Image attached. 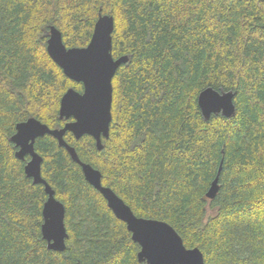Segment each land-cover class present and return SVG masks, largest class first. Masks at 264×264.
<instances>
[{"label":"trees","instance_id":"trees-1","mask_svg":"<svg viewBox=\"0 0 264 264\" xmlns=\"http://www.w3.org/2000/svg\"><path fill=\"white\" fill-rule=\"evenodd\" d=\"M99 13L113 17L112 56L128 57L112 78L109 136L101 150L86 134L64 140L136 216L170 224L206 264H264V0H0V264H145L125 223L45 134L34 150L68 231L63 251L47 249V195L10 140L29 117L64 125L60 99L83 86L48 55L49 27L84 47ZM207 86L234 92L232 117L203 119Z\"/></svg>","mask_w":264,"mask_h":264},{"label":"water","instance_id":"water-1","mask_svg":"<svg viewBox=\"0 0 264 264\" xmlns=\"http://www.w3.org/2000/svg\"><path fill=\"white\" fill-rule=\"evenodd\" d=\"M114 21L111 15L98 14L89 43L84 47H66L61 32L50 26L46 51L63 74L70 80L81 83L82 91L68 88L59 103L58 116L65 119L63 126L50 128L34 117L15 125L10 140L17 148L14 155L20 160L28 156L24 173L34 184H42L47 197L43 203L41 235L46 247L52 251H63L68 237L65 225V207L55 197V192L41 175L42 157L34 150L37 137L51 135L59 146L66 149L71 159L82 170L84 179L96 189L106 201L114 216L125 223L131 239L138 244L137 260L145 264H206L198 247L187 248L181 236L167 222L136 216L131 208L109 187L102 185L101 173L90 164L81 161L73 146L64 140L66 132L75 139L91 136L97 150L103 148L102 138H108L112 119V78L121 64L128 61L126 55L112 56V32ZM197 105L204 120L211 115L230 118L235 113L234 92L207 86L197 96ZM217 172L205 197L213 199L219 189Z\"/></svg>","mask_w":264,"mask_h":264},{"label":"bare ground","instance_id":"bare-ground-1","mask_svg":"<svg viewBox=\"0 0 264 264\" xmlns=\"http://www.w3.org/2000/svg\"><path fill=\"white\" fill-rule=\"evenodd\" d=\"M114 88V87H113ZM199 108V107H198ZM70 135V134H69ZM74 145V144H73ZM16 148V147H15ZM39 151V150H38ZM223 155V154H222ZM25 174V173H24ZM48 178V177H47ZM83 178V177H82ZM50 181V180H49ZM56 190V189H55ZM58 193V192H57ZM57 197V196H56ZM61 197V196H60ZM44 199V198H43ZM103 200H104V198H103ZM211 205V204H210ZM109 209V208H108ZM122 223H124V222H122ZM126 227V226H125ZM67 228V227H66ZM68 232V231H67ZM130 233V232H129ZM55 252V251H54Z\"/></svg>","mask_w":264,"mask_h":264}]
</instances>
